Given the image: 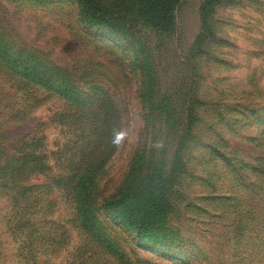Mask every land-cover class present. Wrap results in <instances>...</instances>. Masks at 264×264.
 Masks as SVG:
<instances>
[{"label": "rangeland", "instance_id": "1", "mask_svg": "<svg viewBox=\"0 0 264 264\" xmlns=\"http://www.w3.org/2000/svg\"><path fill=\"white\" fill-rule=\"evenodd\" d=\"M204 1L181 0L162 32L125 10L127 31L89 26L75 0H0L5 44L81 92L30 85L0 56V264L111 248L71 222L66 182L95 159L90 223L124 256L96 264H264V0H224L203 22ZM153 170L165 247L102 208Z\"/></svg>", "mask_w": 264, "mask_h": 264}, {"label": "trees", "instance_id": "2", "mask_svg": "<svg viewBox=\"0 0 264 264\" xmlns=\"http://www.w3.org/2000/svg\"><path fill=\"white\" fill-rule=\"evenodd\" d=\"M75 1L82 20L89 26L104 24L110 30H114V24H122V30L127 31L125 27L131 28L130 23L122 15L114 12L125 10L129 11L131 16L138 22L162 32L168 31L171 27V17L181 2V0H108L110 6L105 8L101 6V0ZM223 1H204L200 8L203 22ZM20 49L18 47L14 51L13 48L9 47V44H5L0 35V56L3 55V62L7 65V69L12 71L13 74L26 79V82L30 83V85H36L44 88L46 91L66 94L72 98L73 102L79 103L81 92L78 91L76 86L65 81L60 75H53L46 67L40 65L41 63H35L38 61L34 60L32 62L30 58L24 55V52L17 51ZM87 98L92 99V96H88ZM107 101L109 102L110 100L107 99ZM109 104L110 108L113 107L111 102ZM96 109H100V106L96 105ZM90 112L92 110H89ZM107 142L108 139L105 141V144ZM105 162L95 159L87 163L84 168L85 176L73 177L67 180L68 187L66 194L71 202V209L73 211L71 222L73 225L84 236L93 235L89 237L99 239L101 243H104L103 239H105L106 242L111 244V248L92 246L90 249H83L80 246L75 250V255L64 261L63 264H96L100 259L106 257V255H111L113 260L124 257L103 227L93 228L90 223L93 219L90 191L94 186L95 172ZM136 185L119 192L113 199L104 201L102 208L114 221L127 225L141 240L156 246L165 247V240L163 239L162 241L158 237L168 232L166 230V219L170 214L169 206H167L165 196L163 195V188L160 187V185L163 187L164 185L162 182L159 184V180L157 184L155 183L154 170L148 177ZM93 205H95L94 202ZM112 247L116 248V250Z\"/></svg>", "mask_w": 264, "mask_h": 264}]
</instances>
